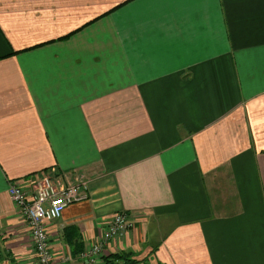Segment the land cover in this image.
<instances>
[{
	"label": "crops",
	"instance_id": "obj_1",
	"mask_svg": "<svg viewBox=\"0 0 264 264\" xmlns=\"http://www.w3.org/2000/svg\"><path fill=\"white\" fill-rule=\"evenodd\" d=\"M50 171L89 187L57 262L125 212L104 256L264 264V0H0V264L38 263L9 187Z\"/></svg>",
	"mask_w": 264,
	"mask_h": 264
},
{
	"label": "built area",
	"instance_id": "obj_2",
	"mask_svg": "<svg viewBox=\"0 0 264 264\" xmlns=\"http://www.w3.org/2000/svg\"><path fill=\"white\" fill-rule=\"evenodd\" d=\"M88 190V183L85 181L67 185L56 171L46 172L25 183H11L9 195L28 224L37 264H62L71 261L72 256H69L57 262L46 225L60 219L70 205L87 200ZM135 226L136 219L130 214H115L103 239L80 255L82 264H102L106 245Z\"/></svg>",
	"mask_w": 264,
	"mask_h": 264
},
{
	"label": "trees",
	"instance_id": "obj_3",
	"mask_svg": "<svg viewBox=\"0 0 264 264\" xmlns=\"http://www.w3.org/2000/svg\"><path fill=\"white\" fill-rule=\"evenodd\" d=\"M77 230L78 229L76 227L66 228L64 230V235L68 239L71 248L73 249V254L81 255L85 251L83 250L80 239L78 238V236H76ZM134 257H135V253H133L132 251L129 252L121 251L109 256H104L102 258V264H140V262L136 260ZM158 264H162V263H158Z\"/></svg>",
	"mask_w": 264,
	"mask_h": 264
}]
</instances>
